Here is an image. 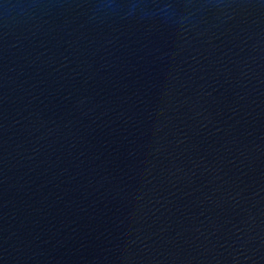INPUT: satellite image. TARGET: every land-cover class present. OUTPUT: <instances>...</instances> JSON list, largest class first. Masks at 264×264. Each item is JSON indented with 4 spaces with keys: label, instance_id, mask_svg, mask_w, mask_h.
I'll list each match as a JSON object with an SVG mask.
<instances>
[{
    "label": "water",
    "instance_id": "95a60500",
    "mask_svg": "<svg viewBox=\"0 0 264 264\" xmlns=\"http://www.w3.org/2000/svg\"><path fill=\"white\" fill-rule=\"evenodd\" d=\"M0 264H264V0H0Z\"/></svg>",
    "mask_w": 264,
    "mask_h": 264
}]
</instances>
